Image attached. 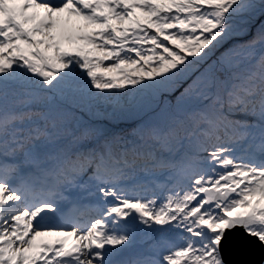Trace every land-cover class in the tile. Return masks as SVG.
Instances as JSON below:
<instances>
[{
    "label": "snow or ice",
    "instance_id": "1",
    "mask_svg": "<svg viewBox=\"0 0 264 264\" xmlns=\"http://www.w3.org/2000/svg\"><path fill=\"white\" fill-rule=\"evenodd\" d=\"M0 264H264V0H0Z\"/></svg>",
    "mask_w": 264,
    "mask_h": 264
}]
</instances>
